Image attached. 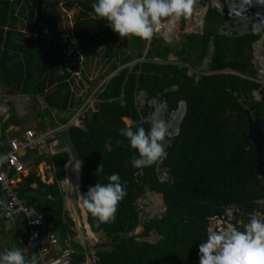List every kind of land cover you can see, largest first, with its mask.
Returning <instances> with one entry per match:
<instances>
[{
    "label": "trees",
    "instance_id": "16d2710c",
    "mask_svg": "<svg viewBox=\"0 0 264 264\" xmlns=\"http://www.w3.org/2000/svg\"><path fill=\"white\" fill-rule=\"evenodd\" d=\"M64 1L0 0V82L31 94L36 106L40 97L57 87L45 97L46 108L39 113L52 115L54 128L67 123L83 104L82 94L74 90L77 82L87 95L97 88L93 94L97 109L81 115L82 127L69 128L82 166L80 190L86 193L89 186L107 183L108 175L118 173L127 191L113 222L96 226L86 212L91 230L103 232L106 238L95 252L97 264H198V245L206 239L212 219H227V211L232 208L231 222L242 230L249 213H264L258 202L264 198V178L256 173V149L246 137L248 116L255 118L258 114L264 120V84L257 81L253 63V43L259 35L252 31L232 36L220 33L228 17L209 6L204 32H183L178 42L153 36L145 60L121 68L100 85L107 75L144 54L130 42L111 48L108 39L111 42L112 34L104 35L99 25L103 22L92 12L95 0H78L81 9L74 25L64 30ZM210 1L199 0L203 6ZM72 38L78 49L67 55ZM211 38L215 44L211 73L196 80V72L189 74V69L197 70L203 64ZM99 39H104L107 53L103 61H97L100 73L91 79L94 59L101 56ZM134 51L138 52L136 57ZM81 54L85 63L78 69V77L73 63ZM91 54L94 58L88 68ZM170 54L178 61L167 62ZM227 69L234 72L224 71ZM256 90L260 100L255 98ZM142 91L146 95L143 105L138 100ZM152 99L167 105L166 114L176 110L182 100L187 110L179 133L165 138L170 140L164 150L166 156L151 167L136 169L130 161L138 154L120 130L125 127V118L131 119L133 128L139 125L147 130L152 123L145 118L155 109ZM56 108L65 117L59 121L56 118L55 123ZM10 120L2 127L6 128ZM28 155L33 168L17 183L19 197L54 221L59 251L66 247L65 240L72 238L70 264H85V249L73 240L77 234L72 229L74 220L64 211L60 188L71 157L69 151L48 154L36 150L28 151ZM41 162L53 166L52 183L43 182L38 175ZM99 165L103 171H97ZM165 173L168 176L163 178ZM147 191L163 195L165 211L143 222L138 200ZM139 225L144 229L135 233ZM9 226L0 218V235L9 233L26 259L38 253L25 231L24 220ZM153 232L160 236L156 242L146 239Z\"/></svg>",
    "mask_w": 264,
    "mask_h": 264
},
{
    "label": "clouds",
    "instance_id": "9594fccd",
    "mask_svg": "<svg viewBox=\"0 0 264 264\" xmlns=\"http://www.w3.org/2000/svg\"><path fill=\"white\" fill-rule=\"evenodd\" d=\"M233 1L235 3L242 2L239 15L241 18L245 17V11H248V15L252 14L253 17L256 15L258 19H263L260 13H264V1L251 0L253 4L250 6L244 4V1L248 2V0ZM194 2L195 0H95L91 4V8L95 17L106 19L107 26L121 39L127 38L128 40L131 37H137L140 40L148 41L150 45L152 37H156L163 25H175L182 18H187L193 10ZM223 2L225 1L223 0ZM244 6L248 9L243 10ZM233 8L236 9L234 5ZM258 23L262 24V21L256 22V25ZM256 25L254 30L263 32L264 28L261 29ZM145 56L143 57L145 58ZM155 61L164 62L159 59H155ZM75 69L76 66L74 71ZM154 100L160 102L157 99ZM153 112L145 119H150ZM69 121L48 130L54 131L53 137L48 140L52 146L50 154H54L53 145L57 137L69 129ZM120 134L128 141V146L138 154L130 161L133 168L151 167L162 159L164 155L163 142L168 135L164 121L155 120L147 130L139 125L133 128L126 123L125 127L120 130ZM120 143L118 140L117 144ZM3 160L4 157L0 156V162ZM72 166L73 171L77 173L82 168L78 160L74 161ZM97 171H103L101 165ZM107 181L104 184L96 183L94 186H89L83 195L80 194L77 187V202H82L86 219L87 213L90 214L94 218L96 226L113 222L116 218L118 204L127 195L126 182H121L118 173L108 175ZM147 193L148 191L145 194ZM34 223H39V221H34ZM43 251L32 253L31 258L26 259L22 249L13 246L0 252V264H46ZM198 264H264V214L255 210L249 213L248 220L243 224L242 230L239 226L232 224H227L218 230L207 229L206 239L198 245Z\"/></svg>",
    "mask_w": 264,
    "mask_h": 264
},
{
    "label": "rangeland",
    "instance_id": "374dc122",
    "mask_svg": "<svg viewBox=\"0 0 264 264\" xmlns=\"http://www.w3.org/2000/svg\"><path fill=\"white\" fill-rule=\"evenodd\" d=\"M224 1H225L224 2L225 5H231L232 4V1L231 0H224ZM78 2H79L78 0H65L64 3H63V5L61 6L62 19H63V23L62 24H63L64 30H67V29L73 27L74 21L76 19V16H77L78 12L81 9L80 8L81 6H80V4ZM212 3L215 6H211V7H216L219 10L217 1L211 0L208 4H212ZM241 5H242V2H236L234 4V7L236 9H240ZM204 7L205 6H203V5L200 4L199 0H195L194 5H193V10H192L191 14L187 18H182L179 22H177V24H176V27L177 28L175 30L169 31V30H166V29H162V30L160 29V31L157 33L156 37H158V36H164L168 42H172V41L173 42L174 41H177L178 42V41L182 40V33L183 32H192V31L193 32L196 31V32H200V33L201 32H204V29L202 30V26L199 25V23H200L199 17L201 15V13L203 12ZM219 12H220V10H219ZM247 12L248 11H245V14H244L245 17L243 16V18H240V19L238 18V20L235 19L234 21L237 23V25H242V24L243 25H246L249 22V29L254 30L255 29L256 22L258 20V17L255 15L254 17H252L250 19V18L247 17V15H248ZM98 20L103 22V23H100L99 25L102 26V28L104 29V35L108 36V34L111 33L114 40L117 41L118 39H120V37L118 36V34L113 33L112 30L109 27L107 28L104 25V23H106V25H107L106 19H104V18H98ZM183 23L185 24L184 27H182V24ZM263 31H264V29H263ZM68 35L71 36L69 33H68ZM113 39L111 40V42H109V39H108V43H109V45L111 46V48L113 50H115V48L118 46L117 45L118 43H120V45L122 47H125L128 42L133 43V45H137V47H139V51H142L143 53H145L146 49L150 47V45H148V41L140 40L137 37H131L128 40H127V38H123L119 42H115V41H113ZM99 42H102V43H99V45H101V47H99V50H101V52H100V55L101 56L100 57L97 56L94 59V64H93V67L94 68H92V75L90 76L91 79L95 78L96 75L100 73V71H99L100 65L97 67V61L99 62V58L101 59V61H103L104 56L107 53V48H106V45L104 44V39H99ZM77 47H78V44L72 38L71 39V43L68 44V47H67V55H69V53H71V52L77 51V49H78ZM137 53L138 52H135L134 51L133 52V55L136 57L137 56ZM93 58H94V56H93V54H91L89 56V60H88V63H87V67L88 68H89L88 65L91 64ZM178 59L179 58L177 56H175L173 54H170L169 57H168V59H167V62H170V61L177 62ZM159 60H161V59H159ZM140 61H143L142 58H137L134 61H131L128 64H125V65L117 68L115 71H113L112 73H110L109 75H107L106 78H105V80H108L111 75H114L117 72H119V70L121 68H123L125 66H132L135 63L140 62ZM84 63L85 62H84V55L83 54H81V56H79L74 61V63H73L76 66L75 72L78 74L77 76H79V77H80V74L78 73V69L81 68V66H83ZM85 69H86V67H85ZM258 71L260 72V70H258ZM193 72H196L197 76H199L200 75V72H201V68H198L196 71H193L191 69L189 71V74H192ZM259 78L262 79V80H264V77H259ZM104 81H102L100 83V85ZM80 83L81 82H79V83L77 82L76 86L74 85V90L79 95L82 94V97L84 99V102L80 106V108L76 111V113L70 118V121H69L70 124L68 123V127H70L71 125H77V126H81L82 127L81 115L85 114L88 111L90 113V112H92V111H94V110L97 109V99L93 95L94 92H95V90L97 88L94 89L89 95H87L88 92H86L85 88ZM84 83L86 85V88H88L89 87L88 82L85 81ZM3 85L5 87V89L3 90V92H6L8 88H10V89L15 88L14 85H11V87H8V85H5V84H3ZM142 97H143V95L141 93L139 95V97H138V100L143 105L145 103V100H144V102H142V99H143ZM255 98H256V100H258V96L255 95ZM160 104H158L157 107H156L157 108L156 114H154L153 117L150 116L149 117L150 119H148V120L151 123L154 122V119H152L154 117L157 120H162V121L165 122V124L167 126V129L170 130V126H171L172 123H171V121L168 122L169 115L166 114V110L163 111L160 108V106H161ZM26 105H27V101H26ZM33 110H35V106H33ZM51 116L52 115H50L48 117L49 120H51L53 118ZM55 119H56V117H54V120ZM33 122L34 121L33 120H30L29 118H25V119H23V121L20 118H17V125L19 126V128L17 130L18 131V134L20 133L21 124H23L22 127L25 124H30L36 132H41V131L44 132V131H46L48 129H52L53 128V125L50 124V123H43L41 125H38L39 122L36 121L35 122L36 125H35V124H33ZM125 122L130 125L132 121H131L130 118H125ZM3 123H2V126H3ZM55 123H56V120H55ZM168 125H170V126H168ZM19 136H20V134H19ZM65 166H67L68 174L65 173V177H64L63 181L60 182V185H61L60 188H61L62 193H63L64 205L68 209V204L66 202L71 200L70 197H71V192H72V174L70 173V170L72 169V167H71L72 166L71 161H69L67 163V165H65ZM52 171L53 170L45 171V175L46 176L49 175L48 173L49 172H52ZM163 176H164V174H163ZM53 180H54V178H53ZM49 182L52 183V178H49L48 183ZM146 195H147L146 197H143V198H141V199L138 200L139 208H141V218H142V221L143 222L147 221L148 219H150V218H152L154 216H161L163 214V212L165 211V206H163V202L164 201H163L162 194H160V193L159 194L158 193H151L150 191H148V193ZM156 198H158L157 199V202L155 201ZM72 208L73 207H71L69 210L66 209V212L69 214V216L72 219H73V216H71V213L72 212L74 213V215H75L74 217L76 218L75 220L73 219L74 220V226H75L76 225V222H78V221H77V217H76L75 211ZM232 218H233V209L231 208V209H228V211H227V220H232ZM212 224L210 225L211 226L210 228H212L213 230H216L217 227H220V226L225 227L227 225L225 223V221L223 222V221H220V220L219 221H215V224H213V225ZM223 224H225V225L223 226ZM228 224H230V223L228 222ZM11 225H13V224H10L9 228L11 227ZM143 229H144L143 226L142 225H139V227L136 229L135 233H140V232L143 231ZM101 237H102V240H99V234L98 233H95L94 235H92V239L91 240L93 241V244L95 245L97 243H101V242H104L106 240V238L104 236H101ZM8 238H10V237H8ZM159 238H160L159 235H157L156 232H153L151 234V236L150 237H147L146 239L149 240V241H151V242H156V241H158ZM96 239H98L99 242H96ZM13 246L16 247L15 241H13L12 238H10V239H8L5 242V244H3L2 252L5 249L11 248ZM90 251L92 253L94 252V246L92 248H90Z\"/></svg>",
    "mask_w": 264,
    "mask_h": 264
},
{
    "label": "built area",
    "instance_id": "2783aa9c",
    "mask_svg": "<svg viewBox=\"0 0 264 264\" xmlns=\"http://www.w3.org/2000/svg\"><path fill=\"white\" fill-rule=\"evenodd\" d=\"M260 20L262 24L259 27L263 29L264 19H258L257 22ZM176 24H165L161 29L165 28L166 30L173 31ZM53 134L54 131L37 133L32 129H26L21 136L8 138V149L0 153V156L4 157V160L0 162V218L5 219L9 224L16 223L19 219L24 220L25 230L33 241L36 250L38 253L44 250L43 256L46 264H70L73 251L69 246L64 247L60 251L58 250L60 249V245L54 221L48 219L35 207L27 205L19 197L17 184L21 180V175L28 174L31 170L29 162L25 160V154L28 151L42 150L46 152L50 150L51 144L48 140L50 137H53ZM37 220L39 223H34ZM219 220L236 226L231 222L232 220L220 218L212 219L211 224L213 222L215 224V221ZM222 228L220 226L216 230Z\"/></svg>",
    "mask_w": 264,
    "mask_h": 264
},
{
    "label": "water",
    "instance_id": "95a60500",
    "mask_svg": "<svg viewBox=\"0 0 264 264\" xmlns=\"http://www.w3.org/2000/svg\"><path fill=\"white\" fill-rule=\"evenodd\" d=\"M213 1H217L218 3V8L220 10V12L228 17H234V16H239L241 13V9L240 10H236L233 8V5L235 4V2L233 1L231 5H225V3L223 2V0H213ZM244 4L247 6H250L253 4V2L251 0H248V2L244 1ZM209 6H215L213 3L212 4H207L204 7L203 12L201 13L200 17H199V25L202 26V30L205 27V16H206V12L208 10ZM262 16L264 15V13H260ZM248 18H252L253 15L249 14L247 15ZM228 25H231V21H228L226 26L224 27L226 31H228L229 27H227ZM245 30H248V24L246 25H242L241 27H239V31L243 32ZM256 31V30H255ZM222 32V30L220 31V33ZM257 32V31H256ZM150 42V41H149ZM149 45V43H148ZM215 50V44L213 41V38L210 39V43H209V48L206 54V57L203 61V65L201 67V72L199 76H196V80H198L200 77H202V75L204 74H209L211 73V71L209 70V66H210V62L213 56ZM148 52V48L146 49L144 56L147 54ZM145 58L142 57V60H144ZM253 61L257 67L258 70H260V76L264 77V34L261 35V37L254 43V58ZM191 70V68L189 69V71ZM226 72H234L231 69H227L224 70ZM112 76V75H111ZM110 76V77H111ZM109 77V78H110ZM257 81L261 82L264 84V81L262 79H257ZM58 88L55 87L53 88L49 93L43 95V97H46L47 95L55 92V90H57ZM143 95V99L142 102H144L145 100V92L142 91L141 92ZM254 94L256 96H258V100H260V94H259V90L254 91ZM152 105L155 106V110L152 114L151 117H153L154 114H156V110H157V105L159 104V102L155 101L154 99L151 100L150 102ZM160 108L165 111L166 109V104L162 103L160 104ZM186 110H187V105H186V101L182 100L178 106V108L176 110H173L169 117H168V121H171V126H170V130H168V137H173L175 135H177L180 131V124L186 114ZM59 111V108H56L54 113L57 115ZM175 115V118L172 119V116ZM155 120V117L152 118ZM70 124V123H69ZM248 132L246 134V137L254 144L255 149H256V173L258 174L259 177L264 178V120L260 118V116L258 114H256L255 118H252L251 116H248ZM70 128V127H69ZM170 144V140L169 139H165V141L163 142V147L164 150L166 148V146ZM60 151H69L71 157H70V161L71 164L73 165L74 161L78 160V149L73 141V137H72V133L70 131V129H67L65 131L64 134L59 135L56 139V142L53 145V152L57 153ZM166 156V153L164 151V155L163 157ZM73 167V166H72ZM168 175V173L164 174V178H166ZM80 180H81V173L79 171V173L73 171L72 172V192H71V203L72 206L77 214V218L79 221V224L82 228V233L83 235L86 236V224H88L87 219H86V214L84 215L85 210H83L80 206V204L77 202V187L79 188V192L81 195L84 194L83 191L80 190L81 184H80ZM151 193H156L155 191H152ZM147 195L144 194L143 197H146ZM163 197V196H162ZM164 201V198H163ZM258 202L260 204L264 203V198L258 200ZM163 206H165L164 202H163ZM149 220V219H148ZM89 225V224H88ZM160 237V236H159ZM102 248V247H101ZM100 248V249H101Z\"/></svg>",
    "mask_w": 264,
    "mask_h": 264
},
{
    "label": "crops",
    "instance_id": "0c3cea01",
    "mask_svg": "<svg viewBox=\"0 0 264 264\" xmlns=\"http://www.w3.org/2000/svg\"><path fill=\"white\" fill-rule=\"evenodd\" d=\"M233 1V0H231ZM238 18L240 19L241 16H234L232 18L228 17V19L226 20L224 26L221 27L220 31L222 30L221 33H227L228 35H234V33H236L237 35H243L249 31H252L253 33L256 34H264V31H260V32H256L255 30H251L249 29V23L248 24V30H245L243 32L239 31V27H241L242 25H237V23L234 21L235 19L238 20ZM228 21H231V25H228L227 27H229L228 31L225 30V26L227 24ZM219 31V32H220ZM261 35L259 36V38L261 37ZM165 38V37H164ZM167 41V40H166ZM256 42V41H255ZM254 42V43H255ZM254 43H253V49H254ZM254 52V50H253ZM254 58V57H253ZM254 63V61H253ZM255 64V63H254ZM256 66V65H255ZM257 69V67H256ZM260 72L257 69V79H260ZM264 81V80H263ZM11 87V86H8ZM5 89L3 83L0 82V148L2 149L0 151V153L6 151V149H8V138L12 137V136H20L23 134V132L26 129H33V127L30 124H25L23 127L21 124V128H20V133L18 134V128L19 126L17 125V118H20L22 121L25 118H29L30 120H33V124L36 125V121L39 122L38 125H41L43 123H52L48 117V114H44L43 116H40L39 113L43 111L44 108H46V104H45V97H40L39 99V104L36 106L32 103L31 101V94L28 93H23V91H17L15 88H8L6 92H3V90ZM30 99V100H29ZM26 101H27V105H26ZM33 106L37 107L38 110H33ZM55 109H53V113H54ZM55 115V113H54ZM65 114L62 112H60V109L56 115L57 120L59 121L61 117H65ZM12 119V120H10ZM10 120L11 122L7 125L6 128L2 127V123L6 122ZM50 130V129H48ZM46 130V131H48ZM35 131V130H34ZM44 131V132H46ZM36 132V131H35ZM42 132V131H41ZM39 133V132H37ZM52 150V146H50V150L46 151V153L50 154ZM30 155H28V153L25 154V160H27L30 164V168H33V160L29 157ZM65 173L68 174L67 171V166H65ZM72 167V166H71ZM49 170H53V166L47 162H41L38 166V175L40 176L41 180L43 182H47L49 181V178H52V182L55 180V172L54 170L52 172H49V175H45V171H49ZM72 170V171H71ZM70 170V173L72 174L73 172V167ZM54 178V180H53ZM48 179V180H47ZM63 181V180H62ZM51 183V182H49ZM61 186V185H60ZM62 191V190H61ZM68 204V209L67 207L64 205V211L66 212V209L69 210L72 206L71 200L66 202ZM81 208H82V202L79 203ZM73 209V208H72ZM73 213V212H72ZM71 216H73V219L75 220L76 218L74 217V213ZM76 214V212H75ZM85 215V212H84ZM77 217V214H76ZM86 236L83 235L82 233V228L79 224V221L76 222V225L72 227V229H74L76 231V236L73 237L74 241H77L79 244H81L84 249H85V253H86V262L85 264H97V258L95 256V252L100 249L102 246H99V243L97 244H93L92 239V235L95 234V232H93L90 228V226L88 224H86ZM80 228V229H79ZM89 228V229H88ZM26 231V230H25ZM80 233V234H79ZM99 234V240H102L101 236H104L103 232H97ZM11 235L9 233L7 234H3L0 235V252H2L3 249V244H5V242L10 239L8 237H10ZM72 240L71 237H68V239L65 240V246H69L72 251L74 252V249L71 247L70 241ZM98 239H96V242H99ZM94 246V252L92 253L90 251V248H92Z\"/></svg>",
    "mask_w": 264,
    "mask_h": 264
},
{
    "label": "bare ground",
    "instance_id": "6f19581e",
    "mask_svg": "<svg viewBox=\"0 0 264 264\" xmlns=\"http://www.w3.org/2000/svg\"><path fill=\"white\" fill-rule=\"evenodd\" d=\"M247 9H248V7H247V8H246V6L243 7V10H247ZM261 18L264 19V15H263ZM260 25H261V24L258 23L256 26L259 27ZM175 115H176V114H174V115L172 116V119L175 118ZM168 122H169V121H168ZM168 126H170V125H168ZM68 167H69V166H68ZM68 180H69V179H68ZM155 195H156V194H155ZM156 197H157V196H156ZM157 199H158V198L155 199L156 202H157ZM86 226H87V225H86ZM88 229H89V228H88Z\"/></svg>",
    "mask_w": 264,
    "mask_h": 264
},
{
    "label": "flooded vegetation",
    "instance_id": "af4514ba",
    "mask_svg": "<svg viewBox=\"0 0 264 264\" xmlns=\"http://www.w3.org/2000/svg\"><path fill=\"white\" fill-rule=\"evenodd\" d=\"M203 65V64H202ZM202 66H200L199 68H201ZM193 71H196L195 69H192ZM262 205V208L264 209V203L263 204H261ZM259 213H262V214H264L262 211H258Z\"/></svg>",
    "mask_w": 264,
    "mask_h": 264
}]
</instances>
